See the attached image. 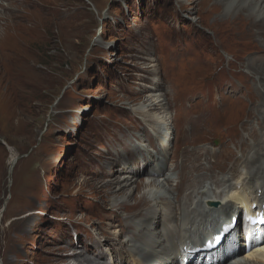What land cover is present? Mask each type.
I'll return each mask as SVG.
<instances>
[{
  "label": "rangeland",
  "instance_id": "obj_1",
  "mask_svg": "<svg viewBox=\"0 0 264 264\" xmlns=\"http://www.w3.org/2000/svg\"><path fill=\"white\" fill-rule=\"evenodd\" d=\"M66 2L84 10L65 34L57 19L47 36L5 13L18 26L6 48L0 39L1 264H115L132 229L115 237L134 210L113 212L105 185L129 174L123 163L137 169L146 153L154 160L149 139L158 137L154 129L162 117L166 128L176 129L167 161L208 143L223 146V162H229L237 157L235 147L247 154L245 140L255 147L262 140L254 117L258 104L250 103L258 79L228 65L226 51H235L231 38L220 40L223 49L215 47L207 0ZM19 10L24 19L44 18ZM236 85L245 91L236 100L239 108L231 109L235 99L228 93ZM153 88L165 109L143 113ZM150 115L158 122L147 123ZM136 175L151 181L145 171Z\"/></svg>",
  "mask_w": 264,
  "mask_h": 264
},
{
  "label": "bare ground",
  "instance_id": "obj_2",
  "mask_svg": "<svg viewBox=\"0 0 264 264\" xmlns=\"http://www.w3.org/2000/svg\"><path fill=\"white\" fill-rule=\"evenodd\" d=\"M7 1L15 4L6 6L0 4V21H4L0 26V39L2 37L6 41L4 44L0 42L1 48L2 46L6 48L7 40H12L9 36L14 37V29L18 26V24L13 25L12 21L5 17L6 12L14 15V21L19 20L21 23L24 20L29 27L32 26L37 30L41 28L45 35L49 36L52 34L54 19L59 22V32L65 34L70 29L72 19L80 18L84 10L81 4L71 7L66 0ZM207 2L210 3V28L216 40L215 47L223 49L220 40L223 37L231 38L236 52L226 51L232 57L228 65L241 75L244 70H248L250 72L247 75L248 79H258L257 85L253 86L255 93L250 103L251 107L256 108L257 104L260 106L254 111V117L258 118L257 126L264 141V0H207ZM58 3H61V6L57 5ZM19 8L32 11L33 14L37 13L44 18L38 20L31 15L24 19ZM48 23L49 29L45 27ZM250 55L254 56L246 59V56ZM153 90V94L143 100L147 103L145 110L140 109L143 113H150L154 109H165L164 98L157 94L159 90L156 88ZM244 91V87L236 85L234 92L228 93L235 99L230 106L231 109L239 108L241 102L236 100L243 98ZM193 116L197 117V114ZM158 120L162 124L154 129L158 137L155 138L152 133L153 138L149 139L151 144L154 143L153 152L158 158L156 156L152 160L150 154L146 153L136 161L141 163L138 164L141 167L137 169L127 167L123 163V172L129 174L120 178L118 176L116 181L105 185L109 186L113 212L121 210L126 213L130 209L134 210V213L131 212L129 217L125 218L124 227L119 228V233L115 237L117 240L126 233V230L132 229L130 232L132 235L122 241L117 249L121 256L119 259L114 257L115 264L127 262L129 264H264V239H260V235H264V229L258 232L255 228L239 223L243 213L255 216L264 204L263 141L260 139L259 145L255 147L252 142L245 140L247 154L241 149L238 151L235 147L237 157L229 162H223L226 153L223 146L216 147L208 143L186 147L183 149V154L180 155L177 151L167 161L176 129L174 125H169V128L163 125V121H166L165 117ZM158 120L151 115L146 116L147 123H157ZM217 122L218 118L212 115L213 126H216ZM167 134L169 137L165 139ZM158 138L165 141L158 143ZM142 145H134L133 151L129 154L139 151ZM162 153L164 157L159 159ZM178 158H180L179 162H177ZM141 171H145L148 180L151 181L139 180L136 174ZM156 179L163 181L158 184ZM173 179L176 186L172 192L169 188ZM164 188L166 194L162 192ZM133 199L136 200V205H130ZM232 215L240 219L237 228L226 237L218 249L206 251L203 240L218 226L230 225ZM110 226L113 227V224ZM123 252L127 254L128 260Z\"/></svg>",
  "mask_w": 264,
  "mask_h": 264
},
{
  "label": "water",
  "instance_id": "obj_3",
  "mask_svg": "<svg viewBox=\"0 0 264 264\" xmlns=\"http://www.w3.org/2000/svg\"><path fill=\"white\" fill-rule=\"evenodd\" d=\"M0 264H1V262H0Z\"/></svg>",
  "mask_w": 264,
  "mask_h": 264
}]
</instances>
